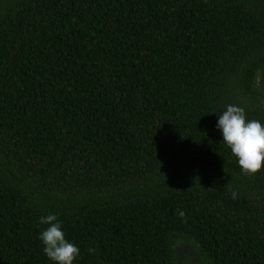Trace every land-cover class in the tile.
Returning a JSON list of instances; mask_svg holds the SVG:
<instances>
[{"label": "trees", "instance_id": "obj_1", "mask_svg": "<svg viewBox=\"0 0 264 264\" xmlns=\"http://www.w3.org/2000/svg\"><path fill=\"white\" fill-rule=\"evenodd\" d=\"M229 104L264 122V0H0V264L49 213L75 264H264Z\"/></svg>", "mask_w": 264, "mask_h": 264}, {"label": "clouds", "instance_id": "obj_2", "mask_svg": "<svg viewBox=\"0 0 264 264\" xmlns=\"http://www.w3.org/2000/svg\"><path fill=\"white\" fill-rule=\"evenodd\" d=\"M217 115L216 128L223 143L237 158L241 171L252 175L264 169V122L249 120L243 108L232 104L226 105L225 110ZM231 197L236 199L238 193L232 191ZM178 215L183 218L185 213L180 211ZM39 224L48 225L38 233V239L52 264H75L80 257V248L66 238L58 216L53 213L41 216ZM88 251L92 253L94 249Z\"/></svg>", "mask_w": 264, "mask_h": 264}, {"label": "rangeland", "instance_id": "obj_3", "mask_svg": "<svg viewBox=\"0 0 264 264\" xmlns=\"http://www.w3.org/2000/svg\"><path fill=\"white\" fill-rule=\"evenodd\" d=\"M187 250H186V252H189V248H186ZM191 251V250H190ZM191 255H193L192 253H190Z\"/></svg>", "mask_w": 264, "mask_h": 264}]
</instances>
